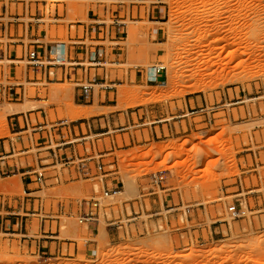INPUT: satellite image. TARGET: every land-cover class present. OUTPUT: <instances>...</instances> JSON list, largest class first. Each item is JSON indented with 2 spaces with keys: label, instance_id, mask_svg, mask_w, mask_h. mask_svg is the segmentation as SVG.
Returning a JSON list of instances; mask_svg holds the SVG:
<instances>
[{
  "label": "rangeland",
  "instance_id": "rangeland-1",
  "mask_svg": "<svg viewBox=\"0 0 264 264\" xmlns=\"http://www.w3.org/2000/svg\"><path fill=\"white\" fill-rule=\"evenodd\" d=\"M25 1L28 5L20 6L23 16H35L44 6L42 0ZM117 4L123 6L122 16H128L129 42H146L155 25L151 21L158 20L155 26L161 28L165 45L164 56L152 61L149 51L126 65L106 63L109 78L120 82L111 108L81 106L76 85L51 84L41 72L39 83H32L28 60L0 61V83L22 85L28 96L0 100V138L12 137L16 115L4 109L28 101L38 103L37 109L25 112H32V119L45 114L51 121L102 126L104 135H88L94 151L109 154L104 164H115L107 168L114 172L107 187L119 186L122 192L103 208L99 223L81 225L77 201L87 198L93 187L103 190V183L33 185L29 198L22 175L0 179V206L10 201L11 211L24 219V233L33 237L24 242L19 232L1 233L0 264H264V0ZM91 5L90 0H60L43 14L42 27L68 43L69 25L89 22ZM8 21L9 16L0 20V30ZM20 22L31 20L26 16ZM76 33L73 27L72 36ZM153 66L165 67L161 82L148 81ZM136 69L144 73L142 82H136ZM156 173L166 178L159 191L142 184L146 175ZM233 205L240 215L229 214ZM34 211L35 216L29 215ZM135 212L141 217L128 221V215L139 216ZM116 220H123V229L111 226ZM41 238L47 242L44 250L32 243ZM50 247V253H42Z\"/></svg>",
  "mask_w": 264,
  "mask_h": 264
},
{
  "label": "crops",
  "instance_id": "crops-1",
  "mask_svg": "<svg viewBox=\"0 0 264 264\" xmlns=\"http://www.w3.org/2000/svg\"><path fill=\"white\" fill-rule=\"evenodd\" d=\"M90 1L93 5H91L89 11L87 12L89 22L78 21L69 25V32L71 36H69V42L63 45L67 58V64L65 66L28 67L27 79L32 80V83L34 84H38L39 73L41 72L42 79L50 81L51 84H64L65 82H72L76 85V101L80 103L81 106L93 108L98 107L103 109L111 108L113 107L112 94H115V86H119L120 82L118 79L109 78V74L105 67L106 63L126 65L131 61H139L142 55L149 51H151L152 55L150 61H152L154 57L158 59L159 57L164 56L163 46L165 45V36L162 34L161 28L159 26H155L160 24V21L154 20L151 21V23L155 25L149 29V38L146 42H129V27L126 25L128 16H122V10L120 8L123 6L117 4V2H123L124 0H110L112 3L111 5L101 3L102 1L106 2L108 0ZM37 2L40 3L39 0H37ZM41 2L42 5H45L47 1L42 0ZM94 3L96 4L94 5ZM21 5L26 6L28 3H26L25 0H0V20H3L8 16L10 17V21H8L7 24L1 25L0 61L7 60L8 62H23L32 51H39L40 49L45 51L49 48L55 49V45L60 43L59 36L52 38L43 29L42 21L44 20V15L40 12V9L37 10L35 16L32 13H26V15L24 14L23 16V14H20ZM13 6H15V13ZM94 6L96 9H93ZM102 6H105V8L101 9ZM27 10L26 12H28ZM2 15L5 16V18H2ZM26 16H28L31 20L29 24L20 22ZM108 18L109 21H107ZM73 27L77 28L75 36H72ZM81 27L84 28L83 32L80 31ZM48 40L50 41L48 42ZM91 55H96V57L92 59ZM22 58L25 60H22ZM86 61H88V63H94L95 66L86 68ZM157 61L158 60L155 62ZM32 69L34 72H31ZM93 70L96 72L95 74H93ZM100 70H104L103 74L99 72ZM135 71L136 82H142L144 79V73L140 69H136ZM148 81L151 82V80ZM86 83L92 85V88H90L88 95L82 99H78L77 94L82 91L78 88V86ZM23 87L24 86L20 85L15 88L16 92H14L13 96L16 97L14 98L16 101L25 100L28 97L26 94V88L24 87V89ZM96 87H98V89H96ZM0 89H2V93H0V100L10 96L8 95L5 97V91H9L11 87L9 88L0 83ZM19 89L22 92L20 94H15ZM40 110L41 109H38V111ZM41 113L44 114V111L42 110ZM24 116L31 117L32 112L14 115L11 119V131L16 129L20 118ZM45 119L51 121L45 114L42 118H38L39 121ZM86 124L87 123L85 121L71 124L69 127L60 131L61 137L76 139L87 133L92 134L94 131L97 132V135L105 134V132H99L103 130L102 126L99 128L98 125H94L93 127L90 122H88L87 125ZM18 175H22L23 177L22 181L29 191L27 192V195H33L34 192L32 189H29V187L35 184L29 183L21 172H14L13 174L1 179L13 178ZM11 207L10 201L3 202V205L0 207V234L18 235L15 225L17 218L13 216L15 215V212L11 211ZM28 234L29 233L26 232L24 233V236H28ZM48 237L50 236H43V238ZM32 238L33 237L22 239H24V242H27ZM43 238L34 239L32 243L36 242L38 244V249L44 250L48 247L45 245L47 242H42ZM48 252H51V247L49 250L42 253L48 254Z\"/></svg>",
  "mask_w": 264,
  "mask_h": 264
},
{
  "label": "built area",
  "instance_id": "built-area-1",
  "mask_svg": "<svg viewBox=\"0 0 264 264\" xmlns=\"http://www.w3.org/2000/svg\"><path fill=\"white\" fill-rule=\"evenodd\" d=\"M64 44L61 42L56 44L55 49L34 50L27 56L26 60L35 67L65 66L67 58L63 49ZM91 56L92 59L96 57V55ZM22 60L25 59L22 58ZM94 66V63H90V67ZM150 73L153 79L150 78ZM164 73L165 67L153 66L148 72L149 79L153 83L161 82ZM78 88L82 91L77 94V98L82 99L88 95L92 85L81 84ZM14 92H16L15 87H12L9 91L6 90L5 97L8 95L13 96ZM15 94L20 93L17 92ZM79 122L81 120L49 121L45 119L39 121L38 118L32 119L30 116L20 118L16 129L11 133L12 137L0 138V179L14 172H21L29 183L38 185L39 188H50L60 185L62 182L77 180L103 183V190L93 187L87 198L78 200L76 204V214L79 223L93 226L99 223L103 217V208L111 205L109 203L111 199L118 194H122V192L119 191V186L112 189L107 187L106 181L114 173L113 169L107 170V168L114 167L115 164H104L103 159L109 154L93 150L91 135L87 133L76 139L61 137V130ZM165 181L166 178L163 173H156L146 175L142 184H147V187L159 191L165 187ZM0 198L4 199V197ZM29 198H32V194H29ZM41 211L43 212V209ZM228 212L231 215H240L236 205L230 206ZM36 213L38 212L34 211L33 214L29 215L35 216ZM134 214L139 215L138 212ZM134 214L132 213V215ZM156 215L158 214L153 213V216ZM13 216L17 218L15 224L17 232L23 235L22 238H30L29 235L24 236V219L20 218V214L15 213ZM104 216L107 215L105 214ZM140 217V215L134 217L128 215V221L134 222ZM111 223V226L118 231L124 228L123 220H116Z\"/></svg>",
  "mask_w": 264,
  "mask_h": 264
},
{
  "label": "bare ground",
  "instance_id": "bare-ground-1",
  "mask_svg": "<svg viewBox=\"0 0 264 264\" xmlns=\"http://www.w3.org/2000/svg\"><path fill=\"white\" fill-rule=\"evenodd\" d=\"M60 0H47V4H45L41 9H40V12L45 14V13H48L51 8L55 7V5L59 2ZM110 1V0H108ZM136 29L132 30L133 33H136ZM87 66L90 65V63H86ZM149 71H150V68H149ZM150 78L153 79L152 77V74L150 73ZM164 77H162L161 80H163ZM60 90V89H59ZM120 92L122 93H125L126 91L125 90H121ZM38 108V103L37 101H28L26 102V104H23V105H18V106H7L5 109H4V113H11V114H19V113H25L27 111H31V110H35ZM82 114L81 113H78L77 116L80 117ZM109 134L111 133L108 132ZM129 191L132 192L134 191V187L131 185L129 187ZM243 208L245 209L246 208V205L243 206ZM137 247V246H136ZM136 249H139L136 248ZM191 257V254L187 255L186 258H190ZM46 264H51V263H46ZM60 264H73V263H60Z\"/></svg>",
  "mask_w": 264,
  "mask_h": 264
}]
</instances>
